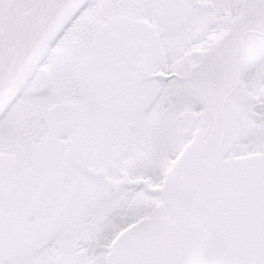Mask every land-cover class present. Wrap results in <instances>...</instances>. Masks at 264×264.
<instances>
[{"label":"snow or ice","instance_id":"obj_1","mask_svg":"<svg viewBox=\"0 0 264 264\" xmlns=\"http://www.w3.org/2000/svg\"><path fill=\"white\" fill-rule=\"evenodd\" d=\"M0 264H264V0H0Z\"/></svg>","mask_w":264,"mask_h":264}]
</instances>
